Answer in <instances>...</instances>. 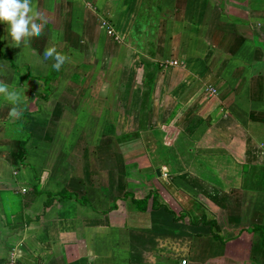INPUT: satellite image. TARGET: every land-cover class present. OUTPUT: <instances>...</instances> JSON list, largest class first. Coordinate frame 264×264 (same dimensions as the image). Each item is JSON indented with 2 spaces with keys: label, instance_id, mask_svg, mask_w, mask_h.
<instances>
[{
  "label": "crops",
  "instance_id": "1",
  "mask_svg": "<svg viewBox=\"0 0 264 264\" xmlns=\"http://www.w3.org/2000/svg\"><path fill=\"white\" fill-rule=\"evenodd\" d=\"M33 3L27 45L0 23V264H264V0Z\"/></svg>",
  "mask_w": 264,
  "mask_h": 264
},
{
  "label": "clouds",
  "instance_id": "2",
  "mask_svg": "<svg viewBox=\"0 0 264 264\" xmlns=\"http://www.w3.org/2000/svg\"><path fill=\"white\" fill-rule=\"evenodd\" d=\"M0 23L8 26V34L17 47L21 42L27 45L32 37L42 35L46 21H41V13L33 0H0ZM45 60L55 62L52 68L60 71L68 57L57 51L56 47H47L43 52ZM0 95L13 107L9 110V118L15 119L22 114L21 104L23 93L4 81H0Z\"/></svg>",
  "mask_w": 264,
  "mask_h": 264
},
{
  "label": "built area",
  "instance_id": "3",
  "mask_svg": "<svg viewBox=\"0 0 264 264\" xmlns=\"http://www.w3.org/2000/svg\"><path fill=\"white\" fill-rule=\"evenodd\" d=\"M101 25L107 29L108 35H111V36L114 35V32L111 30V28L105 22H102ZM158 64H159V67L163 68V69H167V68H171V67H177L180 65L177 61H163V62H160ZM207 92H208L209 96H216L217 95V90L214 87H212L211 85L207 86ZM22 191H25V190L23 189ZM14 263H15V259L13 256H11L10 264H14ZM181 264H186V261H184V260L181 261Z\"/></svg>",
  "mask_w": 264,
  "mask_h": 264
},
{
  "label": "rangeland",
  "instance_id": "4",
  "mask_svg": "<svg viewBox=\"0 0 264 264\" xmlns=\"http://www.w3.org/2000/svg\"><path fill=\"white\" fill-rule=\"evenodd\" d=\"M224 1H226V0H224ZM154 10V8H152V11ZM151 11V12H152ZM151 12H145L144 14H145V16H148V15H150V13ZM252 23H261L260 21H257V20H254ZM15 199H16V201H18L17 199V197H15ZM15 205V204H14ZM16 205H17V203H16ZM198 215V214H197ZM204 217H203V219H205V220H207V219H209V215L207 214V213H205V215H203Z\"/></svg>",
  "mask_w": 264,
  "mask_h": 264
},
{
  "label": "water",
  "instance_id": "5",
  "mask_svg": "<svg viewBox=\"0 0 264 264\" xmlns=\"http://www.w3.org/2000/svg\"><path fill=\"white\" fill-rule=\"evenodd\" d=\"M160 174H161V173H160V170H159V169H157V170H156V175L159 177V176H160Z\"/></svg>",
  "mask_w": 264,
  "mask_h": 264
},
{
  "label": "trees",
  "instance_id": "6",
  "mask_svg": "<svg viewBox=\"0 0 264 264\" xmlns=\"http://www.w3.org/2000/svg\"><path fill=\"white\" fill-rule=\"evenodd\" d=\"M69 197H70V196H69ZM60 198H68V197H65L64 194H61V195H60ZM47 205H48V203H47Z\"/></svg>",
  "mask_w": 264,
  "mask_h": 264
}]
</instances>
